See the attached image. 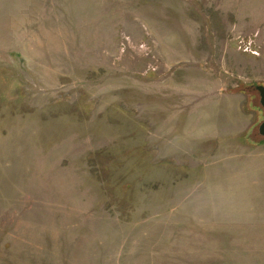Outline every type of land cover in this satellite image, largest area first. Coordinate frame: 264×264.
<instances>
[{"label": "rangeland", "instance_id": "374dc122", "mask_svg": "<svg viewBox=\"0 0 264 264\" xmlns=\"http://www.w3.org/2000/svg\"><path fill=\"white\" fill-rule=\"evenodd\" d=\"M264 0H0V264H264Z\"/></svg>", "mask_w": 264, "mask_h": 264}, {"label": "water", "instance_id": "95a60500", "mask_svg": "<svg viewBox=\"0 0 264 264\" xmlns=\"http://www.w3.org/2000/svg\"><path fill=\"white\" fill-rule=\"evenodd\" d=\"M255 89L258 91L259 102L264 109V85L262 84L255 85ZM258 133L264 137V119L260 122L258 126Z\"/></svg>", "mask_w": 264, "mask_h": 264}]
</instances>
